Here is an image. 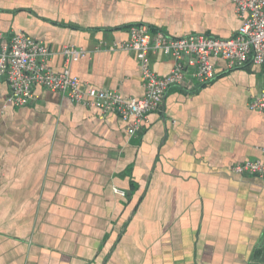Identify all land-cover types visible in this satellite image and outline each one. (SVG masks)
<instances>
[{
    "label": "crops",
    "instance_id": "1",
    "mask_svg": "<svg viewBox=\"0 0 264 264\" xmlns=\"http://www.w3.org/2000/svg\"><path fill=\"white\" fill-rule=\"evenodd\" d=\"M134 25L227 39L240 20L229 0H0V32L83 49L81 83L141 98L137 56L112 50ZM173 64L150 58L159 77ZM213 64L211 83L188 74L133 138L117 115L41 88L13 107L0 79V264H264V181L232 171L264 161V114L247 108L264 67Z\"/></svg>",
    "mask_w": 264,
    "mask_h": 264
},
{
    "label": "built area",
    "instance_id": "2",
    "mask_svg": "<svg viewBox=\"0 0 264 264\" xmlns=\"http://www.w3.org/2000/svg\"><path fill=\"white\" fill-rule=\"evenodd\" d=\"M229 2L240 20V26L227 39L205 34L171 39L161 33H152L144 25L129 28L127 41L114 45L112 50L137 56L144 89L141 98L125 97L113 90L96 89L81 83L71 73L70 67L87 57L83 49L63 47L56 53L22 32L9 35L0 32V79L7 84L6 101L16 108L25 107L32 101L34 90L41 88L60 94L73 104L98 110L102 116L117 115L126 124L128 137H136L142 125L147 124L148 115L160 109L167 92L173 87H181L188 74H191L197 87L211 83L217 75L213 60L224 61L228 69L246 65L264 67V0ZM155 54L173 60L174 64L165 77L157 76L150 69V58ZM56 55L64 59L60 72L49 66ZM247 108L264 114V87L250 100ZM259 151L264 156V147ZM232 171L264 181L262 160L237 164ZM114 193L125 197L123 191L114 189Z\"/></svg>",
    "mask_w": 264,
    "mask_h": 264
}]
</instances>
